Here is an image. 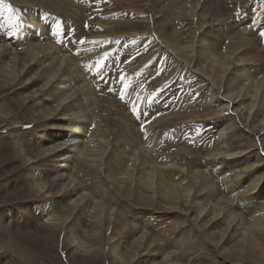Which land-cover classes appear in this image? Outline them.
Returning a JSON list of instances; mask_svg holds the SVG:
<instances>
[{"label":"bare ground","instance_id":"bare-ground-1","mask_svg":"<svg viewBox=\"0 0 264 264\" xmlns=\"http://www.w3.org/2000/svg\"><path fill=\"white\" fill-rule=\"evenodd\" d=\"M73 11L72 16L69 13L68 15L74 25L79 26L84 19L89 18L88 27L92 26L93 31L104 27V22L99 17L91 18L92 14L85 11H80L81 15L79 13L77 15V11ZM194 11L188 9L185 13L187 15ZM260 17L262 18V15ZM251 20L259 21L258 17ZM36 28L41 27L37 25ZM56 28L48 20L44 30H34L32 37L34 35L36 39L37 33L40 32L46 35V29H50L48 34L57 38L55 32L58 27ZM196 29V35L191 32L181 40L176 35L174 37L170 35L168 38L165 33H162L161 38L165 47L175 53L178 61L188 59L192 62L193 57L195 58L196 67L193 65L195 70L188 71L190 73L188 79H193L195 85L203 87L202 96L192 104L185 101L186 104L182 106L181 111L158 106H148L150 108L146 109L144 104V116L139 117V121L132 124L130 129L127 128V123L130 125L132 118L125 113L133 106L131 103H125L130 96L125 97L123 104L113 106L112 99L115 98L109 91V88L114 90L115 85L120 86L119 81L114 82L107 70L103 69L98 76L102 84L100 92L95 93L84 83L87 79L95 80L97 73L93 66L105 58L101 54L105 52L107 45L109 46L108 36L98 39L86 35V40H82L77 35L75 39H70L75 43H68L69 40L65 42L66 38L60 37L64 41L63 47L61 46L63 50L61 52L64 54L60 58L56 57L59 55L56 53L58 51L54 49L52 52V45L47 43L40 45L38 40H35L37 44L32 41L26 45L28 49L25 53L12 52L14 46L12 40L10 48L0 44L2 50L0 69L5 67L16 71H13L12 77L14 73H24L29 84H33V87L39 86L36 93L43 92V96L37 100L35 106L45 118L51 119L56 114L60 115L62 125L52 126L53 130L46 137L40 153L41 158L47 157L50 163H53L54 169L45 171L46 182H41L40 177L36 178V182H31L36 188L31 189L34 196L30 193V198L43 197L36 209L38 214L42 215L38 220L62 230L60 246L66 254L68 264H82L81 255L89 252L87 241L107 234V231L110 233L107 236L111 240L110 260L114 263L124 261L119 254L120 250L124 251L126 259L131 264L141 261L138 259L141 250H149L150 256L145 264H179L177 257L180 253L186 256L194 250L193 236L189 238L188 234V237H185L184 233L180 232H177L179 234L175 237L176 247L171 244L167 248H158L159 244L154 238L147 237L145 228L152 223L157 227V221L161 219L159 216H147L144 223L138 221V225H135L128 222L125 217L126 213H132L131 211H118L115 207L116 211L113 212L109 207L114 200L127 203L137 201L142 203L143 208L151 209L152 206H149L151 201H146L145 195L140 191L142 187L148 189L154 198L169 200L174 206L180 202L182 207L188 206L195 216L193 219L195 221L200 219V229L207 228L206 238L214 247L221 245L228 258H237V262H240L244 254L248 255L246 251L256 256L264 254V169L261 159L258 157L252 159L248 155L252 152V146L244 145L248 141L255 144L258 142V148L264 149V50L259 51V47L264 49V37L260 36L261 38L257 39L255 35L249 34V37H252L246 38V34L242 32L247 28L239 29L238 26L235 30L241 33H233L236 36L223 32L216 38L210 31L204 33V37L199 35L201 31L206 30L199 23ZM260 30L264 31L261 28ZM77 38L83 43L77 44ZM88 38H91V41ZM138 42L139 47H135L136 50L129 59L123 58L124 54L119 56L121 59L118 64L127 63L126 66L113 65L127 77L126 82L136 88V91H139L136 81L141 84L140 80L143 78L141 73L140 76L136 75L142 66L140 58L147 49V46L140 48L143 46L141 43L143 40ZM56 44L60 46L59 43ZM82 44L84 46L80 48ZM65 45L69 49L73 46L80 48L79 50L84 49L81 51L83 54H74L73 57L69 55L71 57L69 58ZM111 63L112 59H108L106 66H110ZM79 64L83 65L80 70ZM185 67L183 66V69ZM81 69L85 71L82 72ZM135 95L130 100L136 105ZM195 112L198 114L195 115ZM144 123L146 131L142 132L141 125ZM173 124L178 127L187 125L184 130L179 129L180 137L174 131ZM166 128L174 132L176 140L170 137L156 144L155 137ZM196 129L198 131L195 135L187 133L195 132ZM85 130L89 136L86 139L83 136ZM123 135L124 137L120 139ZM194 136L198 138L197 142ZM14 141L16 144L19 143L17 139ZM205 146L207 147L205 156L201 157L199 168L190 167L189 164L187 166V163L185 166V158L178 163V159L182 157L195 158L197 153L194 148L205 149ZM191 147L193 149L189 151ZM154 150L158 152L152 153ZM35 157L36 154L25 158L26 165L31 166V161ZM99 161L102 163L99 164ZM87 166L101 167L99 172L103 174V196L99 200L93 199L85 187L76 182L78 174L84 172L83 169ZM204 169L207 171L211 169L212 175L205 176ZM122 171L126 173L122 174ZM31 174L32 178L29 179L34 180L37 174L34 172ZM214 176H217L216 180ZM119 180H123V183ZM134 191L138 192L134 194ZM47 200L49 201L46 202ZM174 206L165 208L164 213L172 212ZM26 212L30 218L32 213L29 215L28 212H32L31 207ZM144 216L146 215H143L142 219ZM166 224L169 222L166 221ZM130 228L134 229L135 234L129 238H122ZM32 230L35 231L34 228ZM158 230H161L160 225ZM170 232L169 228L162 230L164 234ZM191 232L194 234L193 230ZM113 238H117L116 243L112 242ZM114 243L118 246H114ZM166 249L169 252H165Z\"/></svg>","mask_w":264,"mask_h":264},{"label":"rangeland","instance_id":"rangeland-1","mask_svg":"<svg viewBox=\"0 0 264 264\" xmlns=\"http://www.w3.org/2000/svg\"><path fill=\"white\" fill-rule=\"evenodd\" d=\"M8 4L14 9L13 12H8L6 7H4ZM188 9H193L195 11L187 13L186 15L185 10ZM73 10L77 11V15L80 14V11H85L92 14L91 18L92 16L99 17V19H102V22H104V27L102 26L99 30L93 31L92 26L89 25L88 27L87 20H89V18L84 19L85 23L83 22L79 26L74 25L68 15L69 13L72 16V14H74ZM189 14L192 16L189 17ZM260 15H262V18ZM257 17L259 20L258 22H253L251 20ZM48 20L53 23L55 29L58 27L59 31L57 30L55 32L57 38L48 34L50 29H46V35L40 32L39 34L37 33L36 39L34 35L32 37L33 31L38 29L36 26L38 25L41 27L38 29L39 31L44 30V26L45 24L47 25ZM262 21H264V0H3V4L0 5V44H4L10 48V41L12 40V45H14L12 52L25 53L28 49L26 45L32 43V41L38 40L40 45H45V43H47V45H52V52L55 50L58 51L56 53L59 55L56 57L60 58L63 56L64 52H61L63 51L61 45L59 44L60 46H58V44H56L58 43L57 39L59 41L61 38H66V42L67 40L75 39L77 35H79L82 40H86L87 36H95V38L102 39V37L106 35L109 37V46L107 45V49L105 50L106 53L103 52L101 56L107 57L106 62L108 59H112L111 65L104 67V69L107 70L109 76L116 82L117 74H121V71L114 68L113 65L115 64L117 67L126 66L127 63L126 65L118 64L120 61L119 59H121L119 56L124 54L125 57L123 58L129 59L130 55H132L139 45L138 41L143 40V42H141L143 46L140 48L143 49L147 46V49L143 51L145 54L140 58L142 66L139 67L140 69L136 74L140 76L141 73V77L143 78L140 80L141 84L136 81L139 91H136V88H134L136 92L128 98V101L133 95L138 93V97L135 95L138 100H136L138 104V106L137 104L136 106L138 108H143V110H145L143 106L145 104L146 109L150 108L148 106H158L165 109L168 107L169 110L173 109V111H181L182 106H185L186 102L192 104V102L202 96L201 91L203 87L199 84H196V86L193 79H188L190 74L188 71L194 69L193 65L196 67L194 62L195 58L193 57L192 62L188 59L182 62L178 61L175 53L170 51L169 48L165 47V44H163L164 42L161 38L163 36L162 33H165L168 38H170V35L172 37L176 35L179 40H181L188 33H197L196 28L199 23L200 26L203 25L206 28L205 31L203 30L199 33V35L203 37L204 33L208 31L212 32L215 38L218 35L221 36L219 33L222 34L223 32H226L227 35L229 33L231 35H233V33H241L235 30L238 26L239 29L247 28L242 32L246 34V38H251L252 36L249 37V34H253L255 38L258 37L260 39L259 33L262 32L260 28L264 30V23ZM217 29H219L220 32L217 31ZM65 32H67V35H65ZM206 37H208V35ZM143 38H147V42ZM88 39L91 41V38ZM43 41L44 43H42ZM72 43H75L74 40H72ZM35 44H37L36 41ZM259 44L260 42H258V46ZM82 46L84 45L82 44L80 48ZM64 48L68 49L69 53H67V55H71V57L74 56L75 52L83 54L81 51L84 50H79L80 48L77 49L76 46L70 47L69 49L65 45ZM259 49V51L264 50L260 47ZM71 50L72 52L70 53ZM193 53V55L196 54L195 51ZM1 54L2 50H0V58ZM71 57L69 56V58ZM5 60L8 61V59ZM6 61L5 64H7ZM79 66L80 70L83 65L79 64ZM183 66L187 68L185 67L186 69L184 68V70ZM158 70L159 74H157ZM13 71L14 70L5 67L0 69V264H43L44 262L46 264H68L65 259L66 254L60 246V233L62 230L59 227L55 228L40 222L38 218L40 219L42 215L38 214L36 209L43 197L30 198L32 194L34 196V192H32L31 189L36 188L31 182H36V178L38 177L41 178V182H46L44 176L45 171L54 169L53 163H50L47 157L41 158L40 153L42 151V146L45 144L44 141L46 137L53 130L52 126L56 127V125H58V127H60L62 122L59 120L60 115L58 114L51 119L44 117V114L35 106L37 100H40L43 96V92H41V94L39 91L36 93L37 87L39 86L33 87V84H29L26 81L27 77L24 73H14L16 77L14 75L12 77L11 74ZM81 71L84 72L85 70L81 69ZM129 72L130 69H128V77ZM134 72H136V70ZM98 76L99 75L96 76L95 80L87 79L84 81L95 93L96 91L100 92L102 89L100 86L102 85L101 78ZM148 76H150V79H148ZM116 87L118 88L120 86L115 85L114 90L111 91L112 97L115 98L112 99L114 103L113 106H119L124 103V101L119 99ZM30 94H32L31 97L26 99ZM132 103L131 106L133 105ZM126 106L127 105H125V108ZM114 112L116 111L114 110ZM125 113L132 118V123H130V125L129 122L127 123V128L130 129L132 124H136L140 118L133 115L131 108H128ZM197 114L198 113L195 112V115ZM196 123L197 122H194V124ZM25 124H31L32 127L25 128ZM145 124L146 123H144V127ZM186 127L187 125L185 124L179 127L173 124V129L179 137L181 135L179 129L181 128L184 130ZM86 131L87 130L83 132L85 139L89 137ZM170 131V129L166 128L162 131L163 133H158L159 135L155 137L157 140H155L156 144L165 138L168 139L171 137L170 139L176 140L175 135H173L174 132ZM197 131L198 129H196L195 132L187 133L192 136L195 135ZM123 137L124 135L120 139ZM213 138L214 136L211 137V142ZM15 139L19 140L18 144L15 143ZM194 139L197 142L198 138L194 136ZM256 144L253 142L249 143V141L244 143L246 147L249 145L252 146V152L248 155L252 157V159L256 157H258L259 160L261 159V164L264 169V155L261 154V150L258 148V142ZM116 148H118V146H116ZM206 148V146L205 149L201 147L194 148V151L197 153L195 158L182 157V159H178V163L180 164L181 160L185 158V166L187 163V166L189 164L190 167L194 166L199 168V161L201 157L205 156ZM192 149L193 147H191L189 151ZM156 152L158 151L154 150L152 153ZM34 154H36V157L32 159L31 166L26 165L25 158H29ZM101 161L98 163H102ZM156 165L158 164L156 163ZM162 168H164L163 165ZM99 169H101V167L96 168L94 166H87L86 169H83L84 172L78 174L76 181L80 182L85 187L86 191L94 197L93 199L96 200L101 199L103 196V174L99 172ZM166 169H170V167H166ZM32 172L37 174L34 180L29 179V177L32 176ZM204 172L205 176H211V172L213 171L211 169L210 171L204 169ZM124 173H126V171H122V174ZM63 177L65 176L63 175ZM213 178L216 180L217 176ZM119 182L123 183V180H119ZM260 182H263V180H260ZM140 191L145 195L146 201H151L149 205L152 206L151 209L143 208L142 203H138L137 201L135 203H133V201L127 203L125 201L114 200L109 207L113 212L116 211L115 207L118 211H131L132 213H126L125 217L128 222L134 223L135 225H138V221L144 223L147 216H159L161 219L157 221V227L152 223L145 228L147 237L150 236L154 238V241L159 244L158 248H167L171 244H174L176 247L175 237L179 234L177 232L184 233L183 235L185 237H188V234H190L189 238L193 236L194 250L191 251L190 254L187 253L186 256H182L180 252H177L180 253L177 257V263L264 264V254L256 256L249 251H246L249 256L244 254L240 262H237V258H228L225 251L220 247L221 245L214 247L212 242L206 238L207 228L200 229V219L198 221L194 220L195 216L192 215L191 209L188 206L182 207L181 202L174 206L169 200L164 201L154 198L152 193L144 187H142ZM137 192L138 191H134V194ZM131 198L135 197L131 196ZM48 201L49 200L46 202ZM171 206H174L173 211L164 213V209ZM29 207H31L32 210V212H28L29 215L32 213L30 218L27 217L26 212ZM143 215L146 216L142 219ZM166 221L169 222V224H166ZM159 225L161 230H158ZM33 228L35 231L32 230ZM168 228L171 229L170 233H162V230L164 231ZM192 230L194 234L191 232ZM107 232V234H110L109 231ZM107 234H102L100 237H95L93 240L87 241L89 252L81 255L82 264H131L126 259L123 250H120L119 254L122 255L124 261L114 263L110 260L111 240H109ZM133 234H135L134 229L130 228L127 233L123 234L122 238H129ZM116 239L117 238H113L112 242L116 243ZM82 240L84 241V239ZM115 243L113 244L114 246L117 245H115ZM168 249H166L165 252H169ZM176 249L177 248H174L173 250ZM148 253L149 250H141L138 253V259H141V261L139 260L137 264H145L150 256ZM125 261H127V263Z\"/></svg>","mask_w":264,"mask_h":264},{"label":"snow or ice","instance_id":"snow-or-ice-1","mask_svg":"<svg viewBox=\"0 0 264 264\" xmlns=\"http://www.w3.org/2000/svg\"><path fill=\"white\" fill-rule=\"evenodd\" d=\"M2 4H3V0H0V5H2ZM4 7H6V10L8 12H13L14 11V9L12 8V6L10 4L5 5ZM65 35H67V32H65ZM259 35L261 37H264V31L260 32ZM143 39L145 41L147 40V38H143ZM57 42L63 47V45H64V41L63 40H59ZM68 43H72V41L69 40ZM76 43L77 44H81V43H83V41L80 40L79 38H77ZM74 54L75 55H79L78 52H75ZM138 55H139V53H138ZM106 59H107V57L102 59L97 65L93 66V67L96 68L97 75H99L103 71L104 67L106 66ZM157 74H159V70H158ZM117 80L119 81L120 87H118L116 89V92L119 94V99L121 101H125V97L126 96H131L135 92V89L129 83L126 82L127 77L125 75H122V74L118 73L117 74ZM109 91H112V89L109 88ZM136 95L138 96V93ZM126 103H132V101L129 100ZM131 111H132L134 116H137V118H139L140 116H144V110L142 108H138L135 104H133V106L131 108ZM150 121H151V117H149L148 122H150ZM24 127L25 128H30V127H32V125L31 124H25ZM93 127H94V125H93ZM141 129H142V132L146 131V129L144 128L143 124L141 125ZM261 154L264 155V149L261 150Z\"/></svg>","mask_w":264,"mask_h":264}]
</instances>
